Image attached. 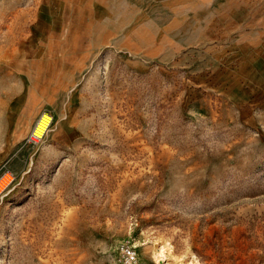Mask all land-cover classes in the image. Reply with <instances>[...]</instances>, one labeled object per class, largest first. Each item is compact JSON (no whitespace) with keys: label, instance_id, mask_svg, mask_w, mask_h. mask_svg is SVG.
I'll list each match as a JSON object with an SVG mask.
<instances>
[{"label":"rangeland","instance_id":"obj_1","mask_svg":"<svg viewBox=\"0 0 264 264\" xmlns=\"http://www.w3.org/2000/svg\"><path fill=\"white\" fill-rule=\"evenodd\" d=\"M6 110L0 264H264V0H0Z\"/></svg>","mask_w":264,"mask_h":264},{"label":"built area","instance_id":"obj_2","mask_svg":"<svg viewBox=\"0 0 264 264\" xmlns=\"http://www.w3.org/2000/svg\"><path fill=\"white\" fill-rule=\"evenodd\" d=\"M37 121L35 122L34 126L32 127L27 136V142L29 143L37 144L44 138V135H38L36 133L35 129ZM17 182L18 175L14 171L4 170L0 173V200L3 199V197L15 186ZM118 260L120 264H137L138 252L136 248L129 243H123L120 246Z\"/></svg>","mask_w":264,"mask_h":264},{"label":"bare ground","instance_id":"obj_3","mask_svg":"<svg viewBox=\"0 0 264 264\" xmlns=\"http://www.w3.org/2000/svg\"><path fill=\"white\" fill-rule=\"evenodd\" d=\"M40 117V118H39ZM37 118V124H36V133L38 135H46V133L48 132L51 124H52V117L44 112L42 113L40 116ZM157 258L159 260V263H163L164 260H167V256H166V252H165V249L164 247L160 248L158 250V255H157ZM196 264H199V263H196Z\"/></svg>","mask_w":264,"mask_h":264},{"label":"crops","instance_id":"obj_4","mask_svg":"<svg viewBox=\"0 0 264 264\" xmlns=\"http://www.w3.org/2000/svg\"><path fill=\"white\" fill-rule=\"evenodd\" d=\"M5 117L1 118L0 121L2 120L3 122H10V121H21V115L18 113H13V112H5ZM7 116H9V118H6Z\"/></svg>","mask_w":264,"mask_h":264}]
</instances>
